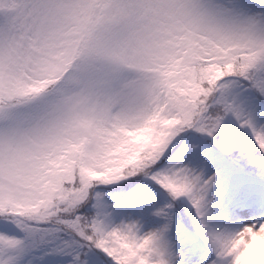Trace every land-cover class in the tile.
I'll use <instances>...</instances> for the list:
<instances>
[{
    "label": "snow or ice",
    "instance_id": "snow-or-ice-1",
    "mask_svg": "<svg viewBox=\"0 0 264 264\" xmlns=\"http://www.w3.org/2000/svg\"><path fill=\"white\" fill-rule=\"evenodd\" d=\"M0 264H264V0H0Z\"/></svg>",
    "mask_w": 264,
    "mask_h": 264
}]
</instances>
